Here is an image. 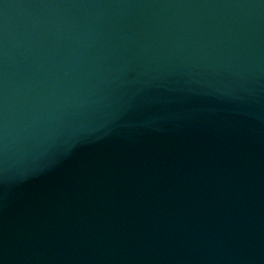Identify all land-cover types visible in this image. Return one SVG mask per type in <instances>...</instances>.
Segmentation results:
<instances>
[{"label": "water", "instance_id": "95a60500", "mask_svg": "<svg viewBox=\"0 0 264 264\" xmlns=\"http://www.w3.org/2000/svg\"><path fill=\"white\" fill-rule=\"evenodd\" d=\"M0 264H264V0H0Z\"/></svg>", "mask_w": 264, "mask_h": 264}]
</instances>
